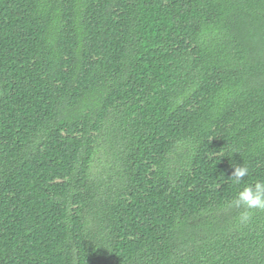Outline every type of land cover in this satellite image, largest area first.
I'll list each match as a JSON object with an SVG mask.
<instances>
[{
  "label": "trees",
  "instance_id": "1",
  "mask_svg": "<svg viewBox=\"0 0 264 264\" xmlns=\"http://www.w3.org/2000/svg\"><path fill=\"white\" fill-rule=\"evenodd\" d=\"M258 181L264 0H0V264H264Z\"/></svg>",
  "mask_w": 264,
  "mask_h": 264
},
{
  "label": "clouds",
  "instance_id": "2",
  "mask_svg": "<svg viewBox=\"0 0 264 264\" xmlns=\"http://www.w3.org/2000/svg\"><path fill=\"white\" fill-rule=\"evenodd\" d=\"M248 168L243 166L233 165V175L235 182L241 181L248 175ZM235 207H243L248 210L256 209L264 211V181H258L254 185L244 187L242 191L237 194V197L232 201ZM251 219L248 212L241 214V223H247Z\"/></svg>",
  "mask_w": 264,
  "mask_h": 264
}]
</instances>
